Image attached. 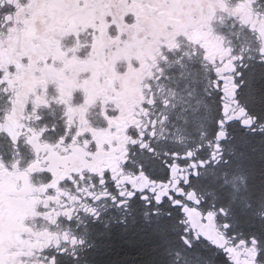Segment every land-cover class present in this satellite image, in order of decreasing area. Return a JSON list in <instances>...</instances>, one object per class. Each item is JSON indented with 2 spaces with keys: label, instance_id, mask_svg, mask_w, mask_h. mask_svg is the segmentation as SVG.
<instances>
[{
  "label": "snow or ice",
  "instance_id": "obj_1",
  "mask_svg": "<svg viewBox=\"0 0 264 264\" xmlns=\"http://www.w3.org/2000/svg\"><path fill=\"white\" fill-rule=\"evenodd\" d=\"M0 264H264V0H0Z\"/></svg>",
  "mask_w": 264,
  "mask_h": 264
}]
</instances>
